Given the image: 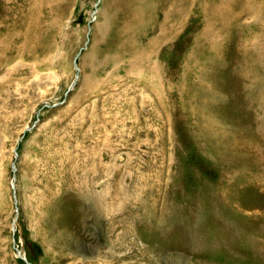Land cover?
Instances as JSON below:
<instances>
[{"label": "rangeland", "instance_id": "374dc122", "mask_svg": "<svg viewBox=\"0 0 264 264\" xmlns=\"http://www.w3.org/2000/svg\"><path fill=\"white\" fill-rule=\"evenodd\" d=\"M0 264H264V0H0Z\"/></svg>", "mask_w": 264, "mask_h": 264}, {"label": "water", "instance_id": "95a60500", "mask_svg": "<svg viewBox=\"0 0 264 264\" xmlns=\"http://www.w3.org/2000/svg\"><path fill=\"white\" fill-rule=\"evenodd\" d=\"M77 60V57H76V59H75V61ZM76 69H77V71H78V73H79V71H80V69H79V67H78V65H77V63H76ZM78 78H79V74H77V78H76V81L78 80ZM74 85V84H73ZM72 85V86H73ZM17 153V152H16ZM12 169H13V171H16V165L15 164H13L12 165ZM16 221V220H15Z\"/></svg>", "mask_w": 264, "mask_h": 264}]
</instances>
